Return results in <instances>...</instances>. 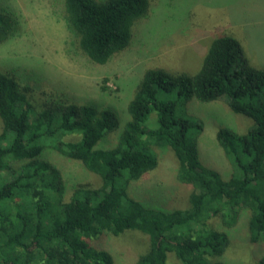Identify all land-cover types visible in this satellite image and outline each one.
Listing matches in <instances>:
<instances>
[{
  "label": "trees",
  "instance_id": "obj_1",
  "mask_svg": "<svg viewBox=\"0 0 264 264\" xmlns=\"http://www.w3.org/2000/svg\"><path fill=\"white\" fill-rule=\"evenodd\" d=\"M61 12L80 53L103 65L129 47L133 24L147 16L149 0H50ZM0 5V44L18 22ZM32 88L0 70V264H114L97 245L104 233L135 230L149 237L133 264H228L227 231L250 212L247 239L264 264V69L250 66L240 42L213 38L194 74L148 68L127 105L117 143L99 147L118 129L109 108L31 99ZM224 101L249 120L243 132L220 127L215 137L232 172L203 162L199 137L205 120L189 102ZM70 137L71 139H67ZM170 148L177 178L191 187L188 206L168 209L131 193V184L158 165ZM48 150L80 161L101 179L77 184L66 198Z\"/></svg>",
  "mask_w": 264,
  "mask_h": 264
},
{
  "label": "rangeland",
  "instance_id": "obj_2",
  "mask_svg": "<svg viewBox=\"0 0 264 264\" xmlns=\"http://www.w3.org/2000/svg\"><path fill=\"white\" fill-rule=\"evenodd\" d=\"M0 5L18 22V31L0 44V70L30 85L36 104L55 101L113 110L118 129L100 141L99 147L117 143L128 119V102L145 70L164 68L192 75L201 68L207 47L218 34L234 36L248 64L264 69V0H149L147 16L132 26L129 47L103 65L91 63L80 53L62 13L54 12L50 0H0ZM189 107L206 122L199 137L203 162L228 177L233 169L215 134L220 127L243 132L249 120L232 112L224 101L192 99ZM157 151L158 165L132 182L131 193L168 209L187 207L191 187L177 178L174 152L170 148ZM46 158L59 169L66 198L77 184H101L100 177L78 160L52 150ZM249 219L250 212L244 211L231 229L212 219L214 227L229 234L222 257L228 264H255L259 256L258 246L247 239ZM148 244L149 237L135 230L119 236L104 233L97 241L112 253L114 264H133ZM167 264L180 263L169 254Z\"/></svg>",
  "mask_w": 264,
  "mask_h": 264
}]
</instances>
